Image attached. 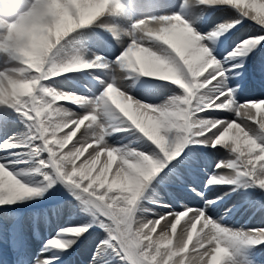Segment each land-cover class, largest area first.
<instances>
[{"label": "snow or ice", "instance_id": "obj_1", "mask_svg": "<svg viewBox=\"0 0 264 264\" xmlns=\"http://www.w3.org/2000/svg\"><path fill=\"white\" fill-rule=\"evenodd\" d=\"M98 2L99 0H59L69 18H85V23L76 26L74 31L92 25L106 14L118 15L127 11L122 0H104L102 8L95 7ZM51 4L52 0H40V8L36 10L34 6L29 15L37 18L43 14L50 22H54L55 17L50 12ZM183 5L186 9L189 5L193 6L194 11L229 6L237 10L240 16L227 19L203 34L192 26L197 22L195 15L190 23L180 12L147 15L132 25V30L128 32L133 37L132 42L117 58L120 67L129 71L134 64L143 67L146 61L145 55L133 47V42L148 47L140 42L141 39L136 38L139 22H161L162 39L143 34L147 37L146 40L165 46L158 51L149 47L161 61L160 65H154L155 70L150 76L172 81L184 91L183 96L176 97L164 106L147 105L132 97L122 102L118 94L109 89L112 84L123 91L116 77L106 84L95 101L56 91L43 82L64 73L106 65L100 63V57H96L94 61L77 57L65 64H51L49 55L52 48L47 53L43 71L36 72L24 62L26 58L20 51V45L12 42L11 34L6 42L0 43V53L16 62L12 67L0 69V109H5L0 112V126L8 122L10 113L7 109L15 111L24 121L29 122L31 136L28 141L33 154L41 156L48 153L47 157L40 160L41 167L54 169L56 177L78 189L77 198L89 206L87 210L93 216V223L57 229V236L45 241L32 264H53L58 259L57 254L52 252L46 256L43 253L49 247L67 251L93 224L101 229L104 236L96 244L90 264H108L113 254L122 264H224L234 247H257L264 244V228L227 229L208 216L207 209L215 206L221 197L205 200L204 208L184 206L185 210L179 213L173 211L155 214L158 216L156 219L145 220L137 216L138 210H144L142 205H138V201L149 182L169 162L175 160L171 169H178L186 159V156L181 157V150L190 142L212 148L222 146L232 156L216 165L217 170L228 169L230 174L215 172L209 177L206 187L232 184L235 176H243L264 189V142H261L264 137L256 134L257 128L264 132V99L239 104L235 100L234 90L228 86L229 74L243 68V58L256 47L264 46V31L241 40L223 61L216 59L207 46V42L218 39L240 24V17L250 19L264 29V0H197L195 4L183 0ZM17 6L10 0H0V13L10 14ZM110 30L115 35V30ZM27 81L34 83L25 90L21 84ZM61 101L78 105L92 104L93 107L88 113L78 116L64 109L58 103ZM109 105L118 109L151 142L149 148L154 145L166 160L154 159L151 154H145L148 149L144 152L132 151L108 144L105 141L107 132L97 124V120L100 110ZM229 109L236 112L241 122L223 120L213 115V112ZM201 113L204 115L201 116ZM85 121L88 123L81 138L65 150ZM65 129L69 130L64 131ZM35 141L41 143L37 144ZM21 146L23 145L11 138L3 142L6 150ZM89 148L91 152L78 164L77 161ZM105 154L107 160L97 170L96 165ZM117 157L120 162L109 180L108 174ZM171 169V174L166 173L165 178L179 181V172H172ZM44 177L49 181L48 187H51L54 180L48 173H44ZM42 195L43 190L25 185L0 162V206ZM189 213L192 215L177 237L175 247H172L173 236L169 235L167 229L170 227L174 235L181 218ZM161 220L165 221V226L158 235H154ZM201 221L202 235L192 244L189 252L193 232ZM105 253H108L107 257Z\"/></svg>", "mask_w": 264, "mask_h": 264}, {"label": "bare ground", "instance_id": "obj_2", "mask_svg": "<svg viewBox=\"0 0 264 264\" xmlns=\"http://www.w3.org/2000/svg\"><path fill=\"white\" fill-rule=\"evenodd\" d=\"M176 3H177V0H170L168 7L170 9L175 8ZM145 4L149 5L146 7L147 9L154 10V9L159 8L160 3L158 0H145ZM177 10L183 16H186L189 12V9H186V8L185 9L184 8H177ZM209 10H211V9H209ZM197 14H198V18H200L201 22L195 26L196 31L201 30L200 27H202L203 24L208 25V24L212 23L213 21L221 20V19H224L227 17L229 19H232V18L240 16L238 13H236L235 11H233L229 8H221V9L215 10L213 13H209V11H197ZM122 16H123V19L126 18L125 13H122ZM241 21H242L241 29L238 32L234 33L228 39V41H225L224 36L221 35L218 39H213V40L207 42V46L209 47L211 54L213 56H215L216 59L223 61L225 59V57L227 56V54L229 53L228 52L227 54H224L225 49H227L233 45L236 46L235 45L236 41L238 39H240L242 36L255 32V30H256L255 26L250 25V24L244 25L243 24L244 21L243 20H241ZM216 26L209 28V29H206L204 33L210 32ZM98 29L101 31V33H103L105 35H112L111 33H109L108 26H107V20H104L103 22H101L98 25ZM126 32H124L122 34L120 40L125 39L124 40V42H125V41H127V39H130L129 43H131L132 42L131 36L125 35ZM93 36L94 35L92 34V32L86 28L76 30L75 32H73L69 36L62 39L61 42L58 43V45H56L53 53L50 54L49 62L51 64H58L59 65V64L68 63V59L73 60L74 58L80 57V54L78 53V50H79L78 47L82 48L83 46L89 44L90 41H96V39L93 38ZM137 39H139L138 36H137ZM73 40L76 41V44L72 43ZM68 41H70L71 44L67 48L65 44H67ZM140 42L142 44H144L145 46L146 45L151 46V44H153L159 50L164 48L162 45L158 44V42H156V41L140 40ZM62 45H65V46L62 47ZM95 47H98L97 48L98 51H100L102 49L101 50L102 55H107L109 57H115V52H116L115 50L117 48H119L120 46L118 47L117 45H115L112 48L111 46L106 45L103 41H100V42H96ZM262 51H264V46H258L257 48H255L254 51L250 52L252 54V56H251L252 60L250 61L249 75L252 76L254 78V80H256V83H251V82L246 83L241 88L233 87V85L238 81V77H236L233 74V73H235V71L229 74L228 86L232 85L231 87H233L232 89L234 90V96H235L236 100H241V99H247L248 100L249 99L248 101H250V100L264 99V61H262L264 59V55L261 58V54H260ZM88 54L89 53H86L84 58H87ZM0 55H1V53H0ZM107 61L109 63L108 59H107ZM11 63L12 62L7 57H5V59L0 58V66H2V69L12 67V66H14V64L16 62L13 61V64L10 65ZM115 71H116V73H114ZM126 72L130 73L129 77L126 76L127 75V74H125ZM68 73H70V72H68ZM65 74H67V73H64L60 76H57V77H62V80H55L53 82L54 86H52V85H50V83H48L47 87L54 89L56 91H60L63 88L61 90V92L71 94L72 90H67V91L64 90V76H65ZM98 74H99V79L97 81L96 80L93 81V84L90 87V88L94 89V98H93L94 100L99 98V96L102 93L103 87H105V85L107 83L111 82L113 77H116L119 80V83L122 85V90L125 92L126 95H131V96L133 95L132 98H134L135 100H138L142 103H145L147 105L164 106V105L169 104L171 102V100L175 99L176 97L182 96V93L177 88H175L176 85L172 81H165V80H162L158 77H153V76H141L139 73L131 72L127 69H124L122 71L120 65L116 62V60H114L113 63L111 64V68L104 69L103 71L98 72ZM129 78H131V79H129ZM144 78H152L153 80L150 81L149 79L147 80ZM132 79L135 81H139L142 85L141 84H138V85L135 84ZM70 89H72V88H70ZM89 94L90 93H88L87 96L84 98H88L89 100L94 101L92 98L88 97ZM117 99H119V98L117 97ZM58 103H60V102H58ZM84 106L88 107L90 109H92V107H93L92 104H86ZM62 107L64 109H66L65 106L62 105ZM3 111H5V109H0V112H3ZM7 112L10 113L9 109H7ZM83 114H85V112H83L81 114L76 113L75 115L81 116ZM213 114L217 115L218 117H221V119H223V120H228V121L236 120L238 123L241 122L240 118L237 117L236 112L231 110V109L216 111V112H213ZM200 115L203 116L204 113H201ZM87 123H88V121H87ZM87 123L82 125L79 135L77 137H75L74 140L70 143V145L68 146L69 148L71 147L72 143H75V141L77 139L81 138V134L83 133L84 128L86 127ZM97 124H99L105 131H108V132H110V131L112 132L114 130L120 131V127H118V126L125 125V127H126L125 129H127L126 132H120L114 136H111V134L109 133L105 136V141L114 147L121 148L124 150L144 152L145 149H148V152H146L145 154H151L154 159H160V157H159L160 153L157 151L155 146L153 145L151 148H149V145L151 143L147 142L145 139H143L138 134L139 130H137L135 128V126L132 125L130 122L127 123L125 121V118L123 117V114L115 112L109 106L100 110L99 115H98ZM30 126H31L30 123L25 122L22 119V117H18L16 115H10L7 124L2 126L1 133L4 134L5 136L13 134L15 141L17 143H20V144L23 143V145H24V143H29L28 137L31 136V132H30L31 127ZM253 127H256V126L253 125ZM64 131H68V129H65ZM256 134L261 136V137H264V132H261L258 128H257ZM139 138H141V139H139ZM261 142H264V141H261ZM213 149L218 151V153H219L218 158L220 159L219 161L232 158V156H226V153H229V151L227 149L223 148L222 146L216 147ZM191 151L193 152L191 154L192 156H194L196 159L201 160L200 158L203 155L201 154L200 151H198L196 149H191ZM20 152H22V151H20ZM88 152H91V148H89L85 152V154L80 158V160L77 161L78 164L80 163V161H82L83 159H85L87 157ZM13 153H19V151H14ZM12 155H14V157L17 158V154H12ZM10 156L6 157L7 162H9ZM191 159L192 158L189 159V157L186 156V160H191ZM106 160H107V155L106 154L102 155L100 157V162L96 165V169L98 170L99 168H101L103 166L104 162H106ZM119 162H120L119 158L117 157V159L114 160L113 165H112V167H114V168L108 174L111 177L110 180L112 179V177L115 173L116 167L119 164ZM204 162H206V161H204ZM207 162L204 165H207L206 167L209 168V165L212 163H207ZM8 165H9L8 166L9 168H11V167L14 168L13 170L11 168L10 171L13 172V174L17 177V179H19L22 183H24L25 185H27L29 187H31V185H35V186L39 187V185L43 184V182L45 185L49 183L48 180L45 179L43 181V179H42V177L45 178L44 173H46V172L43 173V176L42 175L39 176L37 173L38 170H36L34 172V174L30 175L24 171L25 168L17 169L15 162L8 164ZM37 166L31 167V168L35 169V168H37ZM223 174L227 175L229 173L227 171H225V172H223ZM235 177H238L237 180H241L242 179L241 177H243V176H240V177L235 176ZM234 184H236V183H234ZM262 191H263L262 194H264V189H262ZM147 192L149 193L150 196L152 195L150 187L147 189ZM177 193L178 192L175 193L176 196H177ZM249 193H250L249 190L244 191L243 193L241 192L242 196H244V197L248 196ZM205 194H209L208 189H207V191H204V195ZM162 198L164 200H166V202L171 203L172 208H175L177 206H183L188 201H190L192 203V205H195L199 202V198L201 199V197H199V196H190L189 194H185V193H183V195H181L180 198H178V202L171 201L169 199V196H163ZM242 198L243 197H241L240 199H242ZM253 198L254 199L251 202L252 203L256 202L257 205L252 206L253 207L252 209L256 210V212L251 218H248V216L250 215L251 212L249 214H243L242 215L243 216L242 219H243V222L245 224L244 223L237 224L238 219L235 218V216H233L230 213L225 214V213L219 212L221 205L208 208L207 214L210 215L211 218H213V220L219 221V223L224 222L225 224H228L227 227H225V225H222L227 229L250 230V229H252L253 225H255L256 227H259V228H264V227H262V225H264V205H262L261 202H259V198H257V197L256 198L253 197ZM66 202H68V199L60 202V205L61 204L65 205ZM236 202L238 203L239 199H237ZM33 204H36V203H33ZM42 204L43 203H41L39 207H44ZM233 204H234V202L231 204V206ZM247 204H249V201L247 202ZM2 206H0V208ZM190 208H192V207H190ZM143 209L144 210H142V211L141 210L137 211V216L142 217L145 220L151 219L153 214H151V212H148L146 210L147 208L144 206H143ZM45 211H48V210L45 209ZM0 214H1V211H0ZM12 214H14V213L4 211L2 213V216L5 219H9ZM191 215L192 214L189 213V215L185 219L188 220ZM186 225H187V221L184 222L183 227L185 228ZM235 225H239L237 227V229L233 228V227H235ZM164 226H165V221L161 220V224L157 226L158 229H157V233L155 235H158L160 233L161 229L164 228ZM18 227H20V226H15V223H14V226H12L10 228V233L13 234L17 230ZM200 228L201 227L198 228V231L193 232L192 243L193 242L195 243V241L199 238V235H202V233H200ZM189 230H191V229H189ZM205 231H207V229H205ZM0 233L3 234L2 232H0ZM179 235L180 234H178V233L175 235V237L173 239L172 247H175L176 239H177V237H179ZM0 236H3V235H0ZM103 236H104V233L101 231L100 228H97V229H95V231H92L90 234H88V233L84 234L79 240L86 237L87 240L90 241V249H91V253H93L98 240H100L101 237H103ZM94 240H96V244H95V242H93ZM17 241H18L17 244L21 243L20 245H17V247H19V246H26L28 248L33 247V246H31L32 244H24V243H22L23 241H19V240H17ZM13 242L16 245V243H15L16 240H14ZM77 242H79V241H77ZM88 245H89V243H88ZM91 246H92V248H91ZM190 249L192 250V244L190 245ZM256 249H258V248L251 247L248 245H239L237 247H234L233 249H231L230 256L232 254V256L234 257L233 252L235 251V258L234 259H236V262H234L232 264H248V263H243L244 260L246 261V258L250 260V263H252L256 260H259L260 256L257 254ZM238 250H241L242 253L250 252V254L249 255L246 254V256L241 255L242 253H239ZM251 250H254V252ZM105 256L107 257L108 254H105ZM228 261L229 260L226 257L224 264H229ZM230 262H232L231 259H230ZM113 264H122V263H120L117 260H113ZM260 264H264V262H262Z\"/></svg>", "mask_w": 264, "mask_h": 264}, {"label": "rangeland", "instance_id": "obj_3", "mask_svg": "<svg viewBox=\"0 0 264 264\" xmlns=\"http://www.w3.org/2000/svg\"><path fill=\"white\" fill-rule=\"evenodd\" d=\"M179 5L180 6H184L183 5V0H180L179 1ZM187 9H189V12H188V14L186 15V17L188 16V18H186V19H188L189 20V22L191 23L192 22V16L193 15H195V17H196V20H197V22L195 23V24H197V23H200L201 22V20H200V18H198V14H197V11H194L193 10V6H191V5H189V7L187 8ZM207 11H209V10H207ZM209 13H211V11H209ZM137 20H135V21H132L131 22V25H129V24H125L124 23V25H116V27H115V31H116V33H117V36L122 32V31H131L132 30V25L136 22ZM221 23V21L220 20H218V21H213L211 24H208V25H205V24H203L202 25V29L200 30V31H198V33H201V34H203V30H204V28H210V27H212V26H216V25H221L220 24ZM132 37V36H131ZM93 38H94V36H93ZM133 38V37H132ZM137 38V37H136ZM96 39V38H95ZM125 40V39H124ZM124 40H121L120 42H119V46L121 47V46H123L124 44H125V42H124ZM127 41H129V39H127ZM96 42H100L98 39H96V41H90L89 42V44H87V46L88 47H85L84 49H87V50H89L91 53H94V52H96V50L94 49V48H96L95 47V45H96ZM240 41H236V44L235 45H237L238 43H239ZM72 43L73 44H76V41H72ZM117 42H115V44H116ZM114 44V45H115ZM113 45V46H114ZM118 46V47H119ZM150 47H152L154 50H159V49H157V47H155L153 44H151V46ZM236 46H230L229 48H227V50L224 52L225 54L226 53H228V52H231L234 48H235ZM79 48V47H78ZM118 50V49H117ZM82 51V50H81ZM81 51H80V53H81ZM84 52V51H83ZM6 55V54H5ZM262 55H264V53L262 54ZM115 56H117V53H116V55ZM262 57V56H261ZM2 58H4V57H2ZM244 59V58H243ZM69 61V60H68ZM72 60H70L69 62H71ZM116 62H117V59H116ZM80 72L81 71H83V69L82 70H79ZM119 71V70H118ZM114 73H116V71L114 72ZM129 74H127L126 76H128ZM130 76V75H129ZM128 76V77H129ZM95 77L98 79L99 77H98V75H96L95 74ZM84 79V78H83ZM72 82H76V83H80L81 81L83 82V80L82 79H80V77H76V78H72V79H70ZM133 82L135 83V84H141L139 81H135V80H133ZM106 86V85H105ZM86 87H88V84L86 85ZM178 88H179V86H177ZM177 87H175V88H177ZM182 91H181V93L183 92V95H184V91H183V89H181ZM74 94H75V96H80V97H84V94H82V93H78V91L77 90H75L74 92H73ZM128 96H130V97H132L131 95H128ZM88 97H90V98H92L93 99V97H91V95H89ZM95 101V100H94ZM244 101H247V100H244ZM243 101V102H244ZM240 104V103H239ZM62 105L63 106H65L66 107V109L67 110H69L72 114L73 113H76V112H80V113H83V112H89L91 109L90 108H88V107H85L84 105H78V104H76V103H72V102H70V103H62ZM118 110V109H117ZM85 123H87V121L85 122ZM127 125V124H126ZM118 127H120V129H123V128H126L125 127V125H120V126H118ZM2 127H0V129H1ZM80 131H81V129H79L78 131H77V134H76V137L78 136V134L80 133ZM115 131V130H114ZM107 132V134H111L112 132L110 131V132H108V131H106ZM138 136V135H137ZM5 138V136H3V139ZM11 137H8L7 139L9 140ZM12 139V138H11ZM139 139H141V138H139ZM3 141H7L6 139L5 140H3ZM150 142V141H149ZM151 143V142H150ZM193 144V143H192ZM199 145V147H196V146H194V145H191L190 146V148H189V150H188V152H190V150L191 149H197V150H199L200 152H201V154L203 155L200 159V161H197V162H195V163H192V165H194L195 166V169H193V170H190L191 171V174L193 175V176H196L197 177V182H196V184H197V186L198 187H195V188H193V189H195V191H191V192H194L195 194L194 195H192V196H200L201 197V199L199 198V202L197 203V208H204L205 207V200H215V198L216 197H220L221 196V194H224V193H226V191L227 190H234V188L236 187V189L233 191V192H237L238 193V195H240V198L242 197V194H239V192H244V191H246V190H249L250 188H254V191L252 190V192L250 193V195L248 196V197H244V198H242L243 199V201H240V203H241V205L243 206V208H242V212L241 213H236L235 214V218H237L238 219V223L237 224H240V223H244L243 222V216H241L242 214H249L251 211V215L252 214H254L255 213V211L256 210H253L252 208V206H254L255 205V203H252L251 201L253 200V197L255 196V197H260V198H262V203L264 204V196H262V194L260 193V189H258L257 188V186L255 185V184H253L252 183V181L250 180V178H248V177H241L242 179L241 180H237V178L238 177H234V180H235V182L234 183H236V186H231V185H229V186H225L224 184H218V185H212V186H210V187H206L205 185H206V182L208 181V179H209V177L210 176H212L215 172L217 173V174H223V172L224 171H227L229 174H230V170H228V169H222V170H217V168H216V165H217V163L219 162V158L218 157H216L217 156V154H219L218 153V151H216V150H214L213 148H211V147H205V146H203V145H201V144H198ZM94 146V145H93ZM6 150V149H5ZM26 151H28V150H24V151H22V153H20V158L21 159H24L25 158V156L27 155V152ZM10 152H11V150L10 149H7L6 151H5V153L6 154H10ZM225 152V151H224ZM159 153H161L160 151H159ZM8 154V155H9ZM226 155L227 156H231V154L230 153H226ZM189 156H191V155H189ZM38 157H40V156H38ZM192 157V156H191ZM42 158H44V156H42ZM193 158V157H192ZM39 160H41V158H39ZM204 161H208L207 163H212V164H210L209 165V168H207L206 166L207 165H204L206 162H204ZM38 163H40V161L38 162ZM185 163H187V162H185ZM34 164H36V163H34ZM182 164H183V162L181 163V165L179 166V167H183L182 166ZM37 165V164H36ZM27 166V165H26ZM26 166H21V165H19V168L21 169V168H25L24 169V171L25 172H31V175H32V171L34 170L33 168H31V167H26ZM39 166H41L40 164H39ZM46 168V170L48 171V173L50 174L49 176H50V178L51 179H53L54 180V183L52 184V186L51 187H46L45 185H44V182H43V184H40L39 185V187L38 186H35V185H31V187H35V188H39V189H41V190H43L44 192H43V195L42 196H34V197H31V198H28V199H25L24 201H28L29 202V204H33V203H35V202H38V201H41V200H49V199H53V201H55V200H57V199H63V197L65 196V195H67L66 197V199H68V202H66L65 203V205H59V207L56 209V212L55 213H53V217H52V222H53V220H54V224H56L57 223V221H60V219L62 218L64 221H62L61 220V223H59V224H65V225H63L65 228H67L68 226H73V225H79V224H82V223H93V216H92V214H91V212L89 211V210H87L88 209V207L89 206H87V205H85L80 199H78L77 198V196H76V193L79 191L78 189H76L73 185H70V184H68V183H66V182H64V181H62V179H60V178H58V177H56V175H55V170L54 169H52V168H50V167H45ZM212 168V169H211ZM172 172H175V171H172ZM165 172H164V174L162 175V176H165ZM170 174V173H169ZM181 176V175H180ZM240 177V176H239ZM110 180V179H109ZM182 180H185V177H183V176H181V179L179 180V181H177V180H173V179H167V178H165V177H159V178H157V179H155L154 181H153V183H151V188H150V190H151V194L153 195H149V193H147V196H146V202H142V206H144V207H146L147 209V211L148 212H151V214H153L152 215V217H151V219H156V218H158V216H155V214H160V215H162V214H165V212H177V213H179V212H182V210L180 209V208H182V207H184V206H189L191 203H190V201H188V203H186V204H184L183 206H177V207H175V208H169V207H162V206H160V205H164L163 203H165V201H164V199L162 198L163 196H166V194L167 195H169V196H172L173 198H175L176 199V197H175V195H173V193H172V191L171 190H164V189H161L160 188V186H162V184L161 183H163V181H166V182H182ZM207 189H208V191H209V194H203V192L204 191H207ZM222 190H225V191H222ZM200 193V194H199ZM237 193H234V195L236 194L237 195ZM188 194H193V193H188ZM237 195V196H238ZM237 196L236 197H234V198H236V199H239V198H237ZM253 196V197H252ZM70 197V198H69ZM245 198H247V199H245ZM142 199H144V197H141L140 198V200L138 201V205H139V203H140V201L142 200ZM239 200H241V199H239ZM249 201V204H246V202H248ZM18 202H20V201H18ZM17 202V203H18ZM148 202H151V204H148ZM230 202H232V201H230ZM230 204L231 203H228L224 208H220V211L219 212H221V213H225V214H229V212H228V210L230 211V210H232L230 207H232V206H234L235 205V202H234V204L232 205V206H230ZM245 204V205H244ZM3 208H5V209H9V210H12V209H15V210H17V211H20L21 210V207L19 206H17L16 204H11V205H3ZM161 211H160V210ZM22 214H26V215H29V213L28 212H26V210H25V213H23V212H21ZM17 214V216L14 218V217H11V221L10 222H14V221H16L17 220V217H18V214H19V212L18 213H16ZM250 215V216H251ZM210 216V215H209ZM249 216V217H250ZM211 217V216H210ZM184 217H182L181 218V220H180V223L177 225V229H176V233L173 235L172 234V232H171V229H170V227L167 229L168 230V232H169V235H171V236H173V238L175 237V235L178 233V234H180L181 233V231H182V229H184V227H183V224H184V222L185 221H188V220H186V219H184ZM202 223H203V221H201L200 223H198L197 224V227H196V230L195 231H198V228L199 227H201V225H202ZM221 225H225V226H227V224H225L224 222H221L220 223ZM245 224V223H244ZM58 225V224H57ZM242 225V224H241ZM23 227H28V224H26V221H25V223H23V225H22ZM239 225H235V227H233V228H236L237 229V227H238ZM93 227H97V226H95V224H93ZM262 227H264V225H262ZM98 228V227H97ZM254 228H259V227H256L255 225H253L252 226V229H254ZM53 230H54V227H53ZM89 230H91V228H89ZM88 234H90V232L88 231L87 232ZM53 237H56L55 236V234H53ZM102 238V237H101ZM97 240V239H96ZM96 240H94L93 242H95V244H96ZM81 241H82V239H81ZM92 242V243H93ZM98 242H99V240H98ZM97 242V243H98ZM88 243H89V245H88ZM91 243V244H92ZM191 244H194V242L193 243H190L189 244V252L191 251V249H190V245ZM96 247V246H95ZM87 248V249H86ZM91 248H92V246H91ZM257 250V254L260 256V259L259 260H256V261H254V262H252V263H250V260L249 259H247L246 258V261L244 262L243 261V263H248V264H260V263H262V262H264V248H258V249H256ZM234 251V250H233ZM251 251H253L254 252V250H251ZM238 252L239 253H242V251L241 250H238ZM234 253V257L232 256V254H231V256H228L227 258H228V263L229 264H232V263H234V262H236V259H234L235 258V251L233 252ZM246 254H250V252H248V253H242L241 255H245L246 256ZM90 258V259H89ZM230 259L232 260V262H230ZM75 263L74 264H90V262H91V260H92V253H91V249H90V241H88L87 239L84 241V243L82 244L81 243V247H80V250H79V255H78V257L77 258H75ZM117 261H119L120 263H122L120 260H119V258L117 257ZM238 261V260H237Z\"/></svg>", "mask_w": 264, "mask_h": 264}, {"label": "clouds", "instance_id": "obj_4", "mask_svg": "<svg viewBox=\"0 0 264 264\" xmlns=\"http://www.w3.org/2000/svg\"><path fill=\"white\" fill-rule=\"evenodd\" d=\"M11 3L18 5L10 14L0 13V43L6 42L11 34L12 42L20 45V51L26 58L25 63L36 72H42L46 63L47 53L51 51L62 39L70 32L74 31L76 26L85 23V18H69L63 9L59 0H52L50 12L55 17L54 22H50L43 14L37 18L29 15L33 12L34 6L40 8V0H10ZM104 0H99L95 7L102 8ZM197 0H189L190 4H195ZM207 2V0H205ZM163 29L160 21L142 20L139 22L137 36L141 40H146L149 36H155L162 39ZM128 35V32L125 33ZM134 50L140 51L146 57L143 67L133 65L131 71L144 76L152 75L154 65H160V58L150 50L149 47H143L133 42ZM64 69H61L63 71ZM32 81L23 82L21 87L27 90ZM109 89L115 91L123 102L131 99L119 88L112 84ZM107 91V89H106ZM79 127V126H78Z\"/></svg>", "mask_w": 264, "mask_h": 264}]
</instances>
